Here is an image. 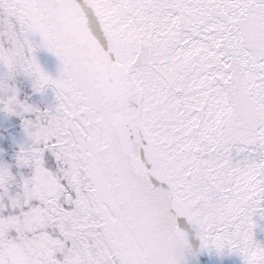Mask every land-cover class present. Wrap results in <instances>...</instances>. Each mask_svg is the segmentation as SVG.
<instances>
[{
  "label": "snow or ice",
  "instance_id": "6c2138e0",
  "mask_svg": "<svg viewBox=\"0 0 264 264\" xmlns=\"http://www.w3.org/2000/svg\"><path fill=\"white\" fill-rule=\"evenodd\" d=\"M0 113V264H264V0H0Z\"/></svg>",
  "mask_w": 264,
  "mask_h": 264
},
{
  "label": "flooded vegetation",
  "instance_id": "af4514ba",
  "mask_svg": "<svg viewBox=\"0 0 264 264\" xmlns=\"http://www.w3.org/2000/svg\"><path fill=\"white\" fill-rule=\"evenodd\" d=\"M27 96L31 102L34 96L40 98L41 104L43 103V100L46 99V95H41L39 93H31V92H24L22 94L23 96ZM39 106L40 108H44L43 106H40L38 102H34ZM17 122V127H12L14 130L17 131V139L16 140H5L3 139V129L0 127V162H7L10 164H14V156L15 153L19 151L18 146H20L21 143H24L26 141V135L24 133L22 123L19 117H15ZM1 123V122H0ZM13 171H18L16 168H13Z\"/></svg>",
  "mask_w": 264,
  "mask_h": 264
},
{
  "label": "water",
  "instance_id": "95a60500",
  "mask_svg": "<svg viewBox=\"0 0 264 264\" xmlns=\"http://www.w3.org/2000/svg\"><path fill=\"white\" fill-rule=\"evenodd\" d=\"M50 56L53 54L50 53ZM50 61L51 67L54 66V68L58 72V60L57 58L53 55L52 56V61ZM53 71V70H52ZM239 159V157H237ZM257 222H258V227L256 228V238L257 240L264 242V231L261 229L264 228V221H260L259 217H256ZM194 245L198 247V242L193 241ZM195 250V249H194ZM189 264H241L240 258L235 255L231 254H225L223 256H218L216 253H208V252H203L201 253L198 257L195 258H190Z\"/></svg>",
  "mask_w": 264,
  "mask_h": 264
},
{
  "label": "clouds",
  "instance_id": "9594fccd",
  "mask_svg": "<svg viewBox=\"0 0 264 264\" xmlns=\"http://www.w3.org/2000/svg\"><path fill=\"white\" fill-rule=\"evenodd\" d=\"M75 50L86 61L94 65H101L99 54L83 37H77L75 41Z\"/></svg>",
  "mask_w": 264,
  "mask_h": 264
},
{
  "label": "rangeland",
  "instance_id": "374dc122",
  "mask_svg": "<svg viewBox=\"0 0 264 264\" xmlns=\"http://www.w3.org/2000/svg\"><path fill=\"white\" fill-rule=\"evenodd\" d=\"M37 51L38 52H36V55H37V58H38L40 64L42 65V67H46L47 72L50 74L52 72L51 71L52 68H51L50 61L45 59V57H46L45 56V52H46L45 49L38 48ZM18 82H19V86L22 88L23 93L31 89L30 83L28 81L24 80L22 77L18 78ZM46 95L48 96L50 105L52 103H54V96L50 93V90H48V94H46ZM2 118H4V117L2 116ZM4 124L7 125V122Z\"/></svg>",
  "mask_w": 264,
  "mask_h": 264
}]
</instances>
